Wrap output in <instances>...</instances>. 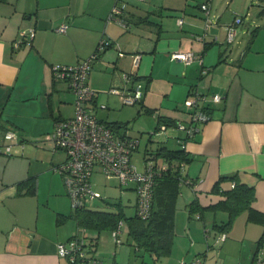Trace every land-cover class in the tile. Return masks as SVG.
<instances>
[{
	"label": "crops",
	"instance_id": "obj_1",
	"mask_svg": "<svg viewBox=\"0 0 264 264\" xmlns=\"http://www.w3.org/2000/svg\"><path fill=\"white\" fill-rule=\"evenodd\" d=\"M114 1L0 0V130L14 131L23 144L14 145L12 154L14 147L20 154L25 150L38 165L31 168L25 163L14 176H0V264H70L59 256L57 245L66 243L78 228L73 219L56 222L58 215L67 216L72 209L61 176L51 171L57 163L54 156L61 152L52 150L46 136L56 119L73 116L74 96L65 81H52L51 66L74 65L88 58L103 37L111 45L98 54L88 76L96 103L107 104L106 109L96 108V117L105 123H128L127 133L130 121L153 119L155 131L164 139L148 138L145 161L160 142L168 146L171 140L173 149L178 148L177 138L183 132L174 125L163 131L157 127L163 125L162 120L187 122L183 103L192 87L223 97L211 107L210 120L184 144L191 161L185 164L182 177L189 183L182 181L179 186L174 237L182 240V251L173 254L172 263L186 252L191 259L202 258L204 264H264L258 260L264 227L250 222L247 212L238 215L228 231L220 232L210 226L213 220L225 222V213H207L202 221L190 218L187 209L194 199L203 207L223 200L212 193L215 182L221 176H236L241 184L255 189L252 207L264 213V0H251L258 2L252 18L246 16L250 11L242 0H211L213 23L204 41L198 38L204 31L202 0H145L141 7L130 3L123 14L127 28L108 21ZM237 15L242 16L243 24L234 42L227 44L226 26ZM178 19L183 21L181 26ZM62 24L67 28L60 33L57 28ZM257 27L260 29L248 48L251 32ZM30 29L34 30L30 46L14 48L18 31ZM176 52L202 55L208 74L201 76L197 61L184 64L172 59ZM122 72L135 74L147 84V91L124 119L109 120L105 114L109 104L115 108L123 104L106 90L122 84ZM30 140L33 146H25ZM24 158L14 157L6 163L17 165ZM155 161L163 164L162 159ZM46 176L55 184L44 194L40 183ZM28 178L36 180L34 195L20 194L23 189L18 183ZM233 186L226 180L220 189L229 191ZM125 190L134 193L135 204L133 186ZM221 234H226L223 241L218 240ZM189 240L194 244L190 246Z\"/></svg>",
	"mask_w": 264,
	"mask_h": 264
},
{
	"label": "built area",
	"instance_id": "obj_2",
	"mask_svg": "<svg viewBox=\"0 0 264 264\" xmlns=\"http://www.w3.org/2000/svg\"><path fill=\"white\" fill-rule=\"evenodd\" d=\"M144 1V0H137ZM205 19V28L211 24L210 0H203L200 6ZM126 9V3L115 0L108 21L115 20L125 27L120 16ZM242 17H236L226 27V43L234 42L237 29L242 24ZM182 19L177 20L181 26ZM67 26L62 24L57 28L60 33L65 32ZM34 37V30H19L18 37L13 43L14 48L30 46ZM110 43L106 38H101L95 51L83 61L74 65L56 64L51 66V76L54 81H65L74 96V114L71 118L57 119L53 130L46 136L52 143L54 152H61L63 160L53 166L54 172L63 180L66 193L72 209H78L86 203L98 198L93 189L92 176L96 173L105 180L116 179L121 190L133 186L135 192V213L141 220H147L151 214L153 188L158 169L149 162H145L144 171H139L132 161V154L138 146V141L130 137L127 132L115 131L96 117V108L106 109L104 105L96 103V94L88 84L92 63L98 54ZM139 55L134 59V66L139 64ZM171 58L191 64L197 61L201 65V75L208 73V68L202 66V58L193 52H176ZM120 86H113L109 94L118 96L123 105L133 106L143 101L147 91V84L137 78L135 74L121 73ZM223 100L219 94H206L194 87L183 105L188 112L187 122H179L178 130L183 132L186 140L198 134L209 120V107ZM165 126L161 125L160 130ZM21 145L18 135L12 130L0 131V154L9 155L14 145ZM161 169H166L162 164ZM124 222L120 221L112 232L115 241L119 243L118 236L122 234ZM82 238V237H79ZM74 238L66 243H59L57 251L70 264H101L95 253H91L84 245L83 239ZM226 234L218 237L223 241ZM258 260L264 261V246L259 249ZM192 264H203L200 258H195Z\"/></svg>",
	"mask_w": 264,
	"mask_h": 264
},
{
	"label": "trees",
	"instance_id": "obj_3",
	"mask_svg": "<svg viewBox=\"0 0 264 264\" xmlns=\"http://www.w3.org/2000/svg\"><path fill=\"white\" fill-rule=\"evenodd\" d=\"M202 3L203 0L199 6H201ZM123 14L120 16V18L123 20V23L127 28L129 25L126 19L123 17ZM210 17L212 18L211 14ZM236 17L241 16L237 15L234 17V19ZM234 19L232 20V22L234 21ZM212 23L213 19H211V24ZM210 26L207 29L205 28L204 19V31L200 36H198L201 41L205 40L207 31L209 30ZM259 29L260 27H257L251 32L248 48L254 42V39L256 38ZM109 45H111V43H109ZM199 56L202 58V55ZM52 81L56 82L53 79ZM193 88L194 87H192L191 89ZM211 107H209V111ZM161 123L165 127L174 125L177 128L179 122L162 120ZM105 124H107L115 131L125 132L128 127V123ZM160 126L157 128L160 129ZM186 141L187 140L184 138V136L181 138H177L178 148L176 149L169 148L164 143L160 142L154 149L153 153L150 154L155 159H162L163 164H166V169H161L162 165H154L155 168L158 169L159 174L155 177L151 214L147 220H141L136 216L135 212L133 216L125 217L121 204L119 203L114 204L116 209L113 212L89 210L85 207L87 204L86 203L81 208H71L72 212L67 216L58 215L56 220L57 224H61L67 219H73L76 222L78 229L77 232L69 240L82 237L79 239H83L84 245L89 249V251L91 253L93 252L96 254L98 247V234L101 231L105 230L110 231L112 235V232L117 228L118 223L120 221H123L125 224L123 231L126 230L127 232V242L133 247L137 257H142L144 256V254L147 253L153 259V261H158L163 257L168 256L172 251L173 239L175 235L174 217L176 211V201L179 195V186L182 181L189 183L188 180H185L182 177V170L185 164L191 161V157L188 155V153L185 152L184 144ZM226 180L232 181L234 186L229 191H222L220 189V184ZM19 186L20 189H23V193L21 192L20 194L34 195L36 192V180L34 178H28L24 181L19 182L18 187ZM212 193L220 194L224 197V199L216 204H212L207 207L201 206L197 199L192 200L187 205L188 214L190 218L196 217V219L203 221L205 220V215L207 213H212L216 215L219 212H223L227 215V220L222 223H218V221L213 220L210 227L211 229H215L220 232H226L231 228L232 223L238 215L243 212H247L248 220L250 222L258 223L262 225V227H264V213L258 212L252 207V204L256 198L255 189L253 187L241 184L237 180L236 176H221L215 182L212 188ZM204 228L205 233L209 232V229H207L206 226ZM92 232L96 233L97 236H94ZM118 239L119 243H117L114 239V242L117 245L121 244V234L118 236ZM262 246H264V231H262V235L258 242L259 249ZM200 259L202 260V258ZM202 262L204 264L203 260Z\"/></svg>",
	"mask_w": 264,
	"mask_h": 264
},
{
	"label": "rangeland",
	"instance_id": "obj_4",
	"mask_svg": "<svg viewBox=\"0 0 264 264\" xmlns=\"http://www.w3.org/2000/svg\"><path fill=\"white\" fill-rule=\"evenodd\" d=\"M123 2L126 3V6L128 4H134L137 6H140L143 4L145 1H137V0H122ZM254 2L256 0H253ZM251 3V0H242L243 5L246 6V10H249V14H244L248 18H252L253 15H255L257 11V3ZM262 2V1H261ZM261 2L260 5H261ZM264 3V2H262ZM112 11V10H111ZM111 14V12H110ZM109 14V16H110ZM108 16V17H109ZM242 17V16H241ZM213 19V18H211ZM231 23V22H230ZM241 26V25H240ZM239 26V27H240ZM238 27V28H239ZM238 31V29H237ZM83 61V60H82ZM58 82V81H57ZM64 84V82H62ZM109 90V89H108ZM106 90V91H108ZM105 96V95H103ZM102 102V101H100ZM97 102L98 105H104L106 107V103H100ZM104 102V101H103ZM119 105L120 103L117 102ZM110 105L109 110L105 111V114L108 113L107 118L109 120H114L117 119L118 117H121V119H124L127 116V113L130 112L131 109H135L136 106H128V105H120L118 108H115ZM102 114L99 112V115ZM128 133L130 137L135 138L138 141V146L136 150L132 154V161L136 165L139 171H144L145 168V162H149L151 165H155L159 163L158 161H155L154 157L148 153L147 158H150L149 161H145V146L148 143V138L152 137L153 139L160 140L164 139L163 136L159 135V131L154 129V121L150 117H141V118H136L135 120L130 121L129 123V128H128ZM160 130V129H159ZM182 132V131H181ZM127 133V134H128ZM151 136H150V135ZM183 134V133H182ZM30 143H26L25 146H33L31 143V140L29 141ZM168 147L174 148L175 145L172 143V141H168ZM40 147V146H38ZM18 149H15L13 154L10 156V158H7V155H0V176L6 175V177L9 176H14V174L23 166V164L26 163L25 167H38L37 163L34 162V156L30 155L27 151L24 150L22 154L18 151ZM150 152V147L149 150ZM15 152V153H14ZM17 152V154H16ZM53 155V154H52ZM27 157L24 158L22 161L17 162L14 164H7L6 161H8L11 158L14 157ZM64 156L62 153H58L54 156V165L60 163L63 160ZM28 164V165H27ZM51 167V171L54 173L53 166ZM56 174V173H55ZM58 175V174H56ZM60 175H58L59 178ZM92 182H93V189L95 192L99 194V198L92 200L86 204V208L89 210L93 211H108V212H113L116 207L114 204L119 203L121 204L123 214L125 217H131L134 215V193L128 190H121L118 186V183L115 179L113 180H105L101 175L99 174H94L92 176ZM51 184H55L54 181L49 178V177H43L41 179L40 183V190L41 192H46V190L51 187ZM65 188V187H64ZM66 191V190H65ZM70 202V200H69ZM71 207V205H70ZM74 221H72L71 224H73ZM92 234L94 236H97L96 233ZM178 237H185L184 235H177ZM191 239V238H190ZM217 241V240H216ZM182 240L180 238H175L173 239V245H172V251L171 253L163 257L162 259L158 261H153V259L146 253L142 257H137L135 254V251L133 247L127 242V232L126 230L123 231L121 234V244H115L114 239L110 233V231H101L98 234V251L96 253V256L101 260V264H173L172 259H173V254L176 252L182 251V248L180 247V243ZM218 242V241H217ZM190 246L194 244L193 240H189ZM184 248V247H183ZM188 253H184V255L179 258L176 262V264H192L193 259L187 257ZM187 257V258H185Z\"/></svg>",
	"mask_w": 264,
	"mask_h": 264
}]
</instances>
